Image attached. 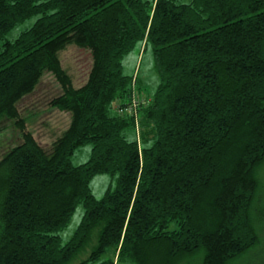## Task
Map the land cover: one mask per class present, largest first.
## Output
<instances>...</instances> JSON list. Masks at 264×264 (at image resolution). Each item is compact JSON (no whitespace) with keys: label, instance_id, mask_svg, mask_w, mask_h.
Here are the masks:
<instances>
[{"label":"trees","instance_id":"1","mask_svg":"<svg viewBox=\"0 0 264 264\" xmlns=\"http://www.w3.org/2000/svg\"><path fill=\"white\" fill-rule=\"evenodd\" d=\"M69 44L92 58L77 87ZM137 45L159 77L149 97L122 69ZM46 72L50 106L70 112L49 150L17 109ZM133 94L136 117L117 113ZM3 118L21 142L0 158V264H237L261 243L264 0H0ZM101 173L115 181L97 198Z\"/></svg>","mask_w":264,"mask_h":264},{"label":"rangeland","instance_id":"2","mask_svg":"<svg viewBox=\"0 0 264 264\" xmlns=\"http://www.w3.org/2000/svg\"><path fill=\"white\" fill-rule=\"evenodd\" d=\"M188 2L189 0H177ZM31 20L16 27L12 34L19 28L29 25ZM59 58L63 68L71 76L72 84L77 87L82 85L91 67L92 58L89 50L80 48L74 44L67 45L59 51ZM122 69L125 74L137 77V86L141 94L146 97L152 95L159 77L154 67L152 50L148 46L145 50L137 45L122 59ZM61 93V87L54 76L46 72L34 88V90L22 97L17 103V109L21 118L25 120V128L33 133L35 140L45 150H49L51 142L69 124L70 112L60 111L52 108L50 100ZM126 134L129 138H135L133 128H128ZM21 142V134L14 120L3 118L0 120V158L12 146ZM91 145L85 144L75 150L72 155L73 164H80L89 157ZM261 174L262 188L257 197L258 204L264 209V164L259 170ZM115 177L109 173L95 175L90 181L91 192L99 198L108 186H112ZM83 213V208L78 205L69 223L59 231L61 239L66 242L76 228ZM264 218V217H263ZM260 225L261 243L252 249L237 264H264V219ZM190 264H200L199 258L193 259Z\"/></svg>","mask_w":264,"mask_h":264},{"label":"built area","instance_id":"3","mask_svg":"<svg viewBox=\"0 0 264 264\" xmlns=\"http://www.w3.org/2000/svg\"><path fill=\"white\" fill-rule=\"evenodd\" d=\"M136 94H133V98L131 100L130 105H128L126 108H122L119 105H115L116 111L117 113L121 114V113H125V112H129L130 115L133 114L135 117L137 115V105L139 103V99L135 96Z\"/></svg>","mask_w":264,"mask_h":264}]
</instances>
